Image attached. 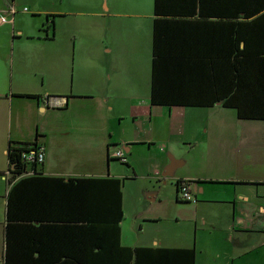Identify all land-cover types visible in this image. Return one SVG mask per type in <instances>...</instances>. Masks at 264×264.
Returning a JSON list of instances; mask_svg holds the SVG:
<instances>
[{
  "label": "crops",
  "instance_id": "1",
  "mask_svg": "<svg viewBox=\"0 0 264 264\" xmlns=\"http://www.w3.org/2000/svg\"><path fill=\"white\" fill-rule=\"evenodd\" d=\"M180 3L159 15L173 19L161 27L159 104L154 0H0V264L11 141L44 146L38 173L13 179L43 178L26 185L21 242L32 257L55 263L63 250L94 248L90 230L61 217L82 196L64 182L142 176L149 204L133 213L122 181L121 245L193 249L194 264H264V0H197L190 16ZM48 94L65 104L50 108ZM179 181L192 200L178 199Z\"/></svg>",
  "mask_w": 264,
  "mask_h": 264
},
{
  "label": "trees",
  "instance_id": "2",
  "mask_svg": "<svg viewBox=\"0 0 264 264\" xmlns=\"http://www.w3.org/2000/svg\"><path fill=\"white\" fill-rule=\"evenodd\" d=\"M183 0H154L156 18L153 26V89L152 102L163 103L165 98L157 88V73L158 63L161 55V42L166 38V33L161 32V27L164 23L171 22L173 19H165L162 16L170 10L164 9L167 4H172L175 7L181 8ZM185 1V0H184ZM186 10L177 11L178 15H194L197 12V0H186ZM167 12V13H166ZM182 13V14H181ZM162 15V16H159ZM178 21V20H176ZM179 22V21H178ZM185 22V20H183ZM190 52V51H189ZM237 53L239 51H236ZM240 53V52H239ZM190 56L192 54H189ZM188 55V57H189ZM193 56V55H192ZM233 79L237 76L236 67ZM210 104L222 99L221 97L214 98ZM231 100L224 101V105L230 104ZM199 104V103H198ZM31 144L36 145L37 142H15L11 141L7 146L8 169L12 173L8 178V182L12 185L7 193V208L5 216L7 224H5V255L4 264H194L195 253L193 249L186 248H155V247H124L120 241V220L123 215L121 205V185L123 179L110 177H76L64 182L67 193H70L71 187H75L82 191V196L79 200L77 213L72 217L68 214L70 206H65V213L62 217L64 221L74 220V224H78L79 228L90 230L88 239L92 242L94 248H78L76 252L69 255L63 250L60 262H45L38 259V256L32 257L34 251L29 253V247L22 245V225H24V209L26 208L25 194L26 185L34 179H43L33 176H25L13 181L18 176L25 174L29 169L33 174H37L35 164L30 167L22 160V152ZM179 181L177 184H179ZM75 198V197H74ZM71 195L65 196V201L70 203ZM71 205V204H70ZM28 222L31 217L28 215ZM30 225V224H29ZM85 235V233H84ZM37 249V247H35ZM31 254V255H30ZM32 260H30L28 257Z\"/></svg>",
  "mask_w": 264,
  "mask_h": 264
},
{
  "label": "built area",
  "instance_id": "3",
  "mask_svg": "<svg viewBox=\"0 0 264 264\" xmlns=\"http://www.w3.org/2000/svg\"><path fill=\"white\" fill-rule=\"evenodd\" d=\"M44 100L43 102L45 105L50 106V108H57L61 107L65 104V97L63 96H55V95H44L42 97ZM44 146L42 144H31L25 151L22 152V160L25 162L26 165L30 167L33 163L36 166L40 163L44 162L45 154H44ZM114 157L118 158L122 162L126 161V157L124 156L122 150H117L114 154ZM30 172H32L29 169ZM194 197L191 192L188 190V186L185 181H182L178 184V199L180 200H192Z\"/></svg>",
  "mask_w": 264,
  "mask_h": 264
},
{
  "label": "rangeland",
  "instance_id": "4",
  "mask_svg": "<svg viewBox=\"0 0 264 264\" xmlns=\"http://www.w3.org/2000/svg\"><path fill=\"white\" fill-rule=\"evenodd\" d=\"M140 176V175H139ZM147 179L144 177H139L136 179H130V180H124L123 181V192L125 194V201H126V209L128 212H134L140 208L141 210L146 209V205L149 204L148 202H145V194L144 191L146 190L147 185ZM130 215V214H129ZM131 220V217H129ZM128 217L126 219V222L128 224ZM170 223L167 222V220H164L162 222V226L160 227L159 231L160 233L166 232L168 229V226ZM136 235V232H135ZM131 236V235H130ZM137 237V236H136ZM145 237L142 235L143 238Z\"/></svg>",
  "mask_w": 264,
  "mask_h": 264
}]
</instances>
